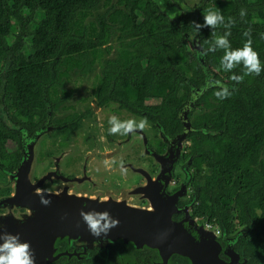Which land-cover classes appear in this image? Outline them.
Here are the masks:
<instances>
[{"label":"flooded vegetation","instance_id":"1","mask_svg":"<svg viewBox=\"0 0 264 264\" xmlns=\"http://www.w3.org/2000/svg\"><path fill=\"white\" fill-rule=\"evenodd\" d=\"M167 11L170 20L181 15L173 18ZM123 36L114 31L90 56L71 58V68L62 64L44 84V111L19 118L0 100V122L8 130L0 150L2 230L30 243L35 264H264L245 244L249 227L235 232L247 229L244 236H223L199 212L207 210L209 197L210 208L219 205L212 176L225 172L209 165L207 145L226 130L213 133L206 120L212 108H206L207 92L199 93L205 76L193 70V40L185 41L182 57L145 42L130 45L141 33ZM151 65L152 72L142 71ZM9 66L0 65L5 80ZM214 80L226 78L215 69ZM113 116L147 118L148 125L111 135ZM38 143L34 159L25 150ZM38 192L60 200L45 206ZM81 210L108 211L120 223L137 226L94 237ZM216 210L222 215L221 206ZM51 220L60 229L49 227ZM208 229L218 236H204Z\"/></svg>","mask_w":264,"mask_h":264},{"label":"trees","instance_id":"2","mask_svg":"<svg viewBox=\"0 0 264 264\" xmlns=\"http://www.w3.org/2000/svg\"><path fill=\"white\" fill-rule=\"evenodd\" d=\"M166 2V9L177 6L182 10L176 20H170L162 11ZM192 4H195L193 8L187 0H0V65L10 64L6 80L0 76V100L11 105L19 118L44 111L43 95L45 85L52 81L51 76L60 72L62 64L71 68V58L90 56L91 50L107 43L114 31L122 30L125 36L141 33L143 38L133 40L130 45L149 43L170 56L181 52L185 57L188 50L185 41L190 39H195L205 50L214 39L213 31L217 35L226 31L222 26L215 30L204 27L199 33L194 31L192 22L203 24V14L209 8H218L225 22L229 17L236 21L229 37L233 49L243 47L248 39L243 33L251 29L252 47L264 65V0H193ZM241 9L247 12L243 19ZM12 35H16L14 41ZM25 36L29 38V45L24 41ZM191 54L194 72L202 78L205 76L199 88L202 89L207 83V74L192 47ZM95 55L103 56L98 50ZM223 55L220 49L208 52L207 65L212 83L217 69L220 79L226 78L222 82L230 91L234 89L233 94L218 99L214 94L220 90L218 86L203 92L209 96L206 108L216 109L206 115L212 125L210 130L216 134L226 130L220 138H211L214 142L209 141L207 145L209 165L225 172L212 176L216 185L212 194L219 203L215 207L221 206L222 215L216 208H210L214 200L211 197L206 201L207 210L199 212H205L209 223L218 225L229 235L249 227L245 244L254 249L258 258L264 259V72L259 76H245L242 83H235L230 77L242 75L243 66L233 72L223 71L218 64ZM152 70L153 65L150 70L142 71ZM6 134L8 130L0 122V150L7 141L3 137Z\"/></svg>","mask_w":264,"mask_h":264},{"label":"clouds","instance_id":"3","mask_svg":"<svg viewBox=\"0 0 264 264\" xmlns=\"http://www.w3.org/2000/svg\"><path fill=\"white\" fill-rule=\"evenodd\" d=\"M247 15L245 9L240 10V17L243 19ZM204 23L199 24L195 21L192 22V27L196 33L204 27L215 30L219 27L226 29L223 35H217L213 31L212 35L214 39L210 42V46L202 51V55H207L208 52H214L218 49L224 51V55L221 58V68L225 72H233L238 66H243V74H233L230 79L235 83H242L245 76L256 75L259 76L261 72H264V65L261 64L259 53L252 47L251 29H248L243 33L245 37H248L243 47L233 49L229 41L231 36V28L235 25L234 18L229 17L225 22V17L222 12L216 8H209L205 10L203 14ZM215 84L219 87V91L214 94L218 99L229 98L233 91H230L228 86L221 81H215ZM110 128L109 134L111 135H129L137 130H143L147 127V118L136 121L134 119L121 121L117 117L113 116L109 120ZM41 196V203L45 206L51 203V200L46 198L45 192H38ZM80 216L87 224L90 234L94 237H101L103 234L107 236L112 228L119 225V220L112 218L108 211L97 212L91 210L85 212L81 210ZM0 226V264H35L34 251L31 248L29 242H22L19 234H11L3 231Z\"/></svg>","mask_w":264,"mask_h":264},{"label":"water","instance_id":"4","mask_svg":"<svg viewBox=\"0 0 264 264\" xmlns=\"http://www.w3.org/2000/svg\"><path fill=\"white\" fill-rule=\"evenodd\" d=\"M192 48L197 56V58L199 59L201 65H202V68L205 70L206 74H207V83L205 85V87H203L202 89H200L199 93L200 92H203L205 90H207L208 88L210 87H213V86H217L215 83H212V74H211V71H210V68L209 66L207 65V59H206V55H202V51H203V48L201 47V45L196 41L195 43L192 44ZM223 83V82H222ZM224 84V83H223ZM37 145V144H36ZM26 154L27 153H31L32 156L34 157L35 159V154L37 153V149L33 150L31 149V147H28L26 150H25ZM48 199H50L51 201H58L60 199H53V197H50L48 196ZM49 206H55V205H51L49 204ZM66 206V204H65ZM64 210H67V208H64ZM48 211H49V207H48ZM64 216L67 217L68 214L67 213H64ZM58 221L60 223V218H58ZM137 223H135L134 221H125V222H121L119 223L118 226H128V229H120L121 231L123 232H129L131 230H133V228L129 227V226H132V225H136ZM50 226H53L55 229H60V224H55V222H53V220L49 221V227ZM137 226V225H136ZM114 232L115 230L112 229ZM248 232V230H244L242 232H238V233H235L233 235H223V236H244L246 235V233ZM204 236H218L217 233L213 230V229H208V232L207 234H204Z\"/></svg>","mask_w":264,"mask_h":264},{"label":"rangeland","instance_id":"5","mask_svg":"<svg viewBox=\"0 0 264 264\" xmlns=\"http://www.w3.org/2000/svg\"><path fill=\"white\" fill-rule=\"evenodd\" d=\"M169 1V0H168ZM188 1V3L190 4V6H191V8H193L194 7V5L195 4H192L193 3V0H187ZM168 5V2H166L165 3V5H162V8H163V10L165 11V9L168 7L167 6ZM175 7H177V6H175ZM168 13H170V15L173 17V18H177L180 14H182V10L179 8V7H177V8H173L172 10H170V11H167ZM167 13V14H168ZM26 40V39H25ZM27 42H29V41H27ZM196 42V40L194 39L193 40V42L192 43H195ZM218 63H221V61H218ZM36 149H37V153L35 154V157L37 158L38 156V153H39V143L36 145ZM35 149V150H36ZM35 158V159H36ZM35 163H36V161H35ZM35 163H34V166H35Z\"/></svg>","mask_w":264,"mask_h":264},{"label":"built area","instance_id":"6","mask_svg":"<svg viewBox=\"0 0 264 264\" xmlns=\"http://www.w3.org/2000/svg\"><path fill=\"white\" fill-rule=\"evenodd\" d=\"M219 232V231H218Z\"/></svg>","mask_w":264,"mask_h":264}]
</instances>
